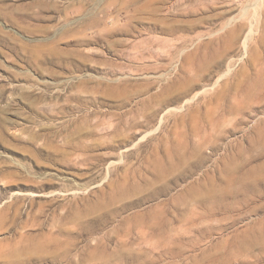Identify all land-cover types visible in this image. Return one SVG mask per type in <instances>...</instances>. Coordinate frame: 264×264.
Returning a JSON list of instances; mask_svg holds the SVG:
<instances>
[{"label":"rangeland","instance_id":"obj_1","mask_svg":"<svg viewBox=\"0 0 264 264\" xmlns=\"http://www.w3.org/2000/svg\"><path fill=\"white\" fill-rule=\"evenodd\" d=\"M0 264H264V0H0Z\"/></svg>","mask_w":264,"mask_h":264}]
</instances>
